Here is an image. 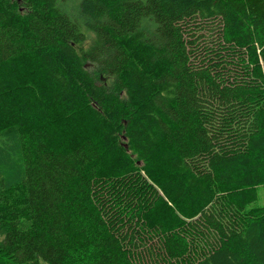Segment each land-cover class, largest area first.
Returning a JSON list of instances; mask_svg holds the SVG:
<instances>
[{"label":"trees","instance_id":"1","mask_svg":"<svg viewBox=\"0 0 264 264\" xmlns=\"http://www.w3.org/2000/svg\"><path fill=\"white\" fill-rule=\"evenodd\" d=\"M67 3L0 0L5 264H264V0Z\"/></svg>","mask_w":264,"mask_h":264},{"label":"rangeland","instance_id":"2","mask_svg":"<svg viewBox=\"0 0 264 264\" xmlns=\"http://www.w3.org/2000/svg\"><path fill=\"white\" fill-rule=\"evenodd\" d=\"M79 4V0H68L67 7L70 9L71 13L77 14V5ZM92 73L97 74V70L94 68L89 69ZM106 84V80L103 81ZM61 119H64L62 117H59V114H57L54 111H51L48 114L46 124L48 125L47 128L49 130H54L57 133L56 142L58 145H60L64 149L70 148L71 145L77 142L79 139L88 138L91 135L93 136V130L92 128L82 123V121L77 120L73 123V125L69 124L72 119H69L66 125H63L61 123ZM78 127V129H77ZM77 129L79 132H75L74 130ZM82 132V135L80 134ZM88 132V133H87ZM151 169H153V179L154 184L159 186L160 182H162L163 179H166V174L159 173L157 169V165L154 164ZM153 181V180H152ZM251 192L254 193V200H251L247 203L246 209L247 210H255L264 207V184L258 185L251 189ZM170 209V212L168 209H161L158 211V214L156 217L158 219H162L166 223V215L169 216V222L166 223V225L170 226L171 223H173L174 214L178 211L177 207L173 204H169L167 206ZM165 216V217H164ZM0 264H5L4 258L2 255H0Z\"/></svg>","mask_w":264,"mask_h":264}]
</instances>
